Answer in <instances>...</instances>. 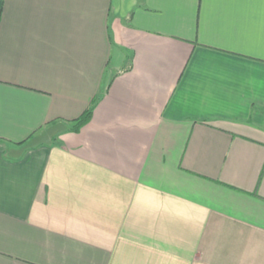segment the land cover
Listing matches in <instances>:
<instances>
[{
    "label": "crops",
    "instance_id": "0c3cea01",
    "mask_svg": "<svg viewBox=\"0 0 264 264\" xmlns=\"http://www.w3.org/2000/svg\"><path fill=\"white\" fill-rule=\"evenodd\" d=\"M0 264H264V0H0Z\"/></svg>",
    "mask_w": 264,
    "mask_h": 264
},
{
    "label": "trees",
    "instance_id": "16d2710c",
    "mask_svg": "<svg viewBox=\"0 0 264 264\" xmlns=\"http://www.w3.org/2000/svg\"><path fill=\"white\" fill-rule=\"evenodd\" d=\"M97 101L98 98L95 97L91 105L78 118L71 121V130L78 132L84 125H86L91 120Z\"/></svg>",
    "mask_w": 264,
    "mask_h": 264
}]
</instances>
